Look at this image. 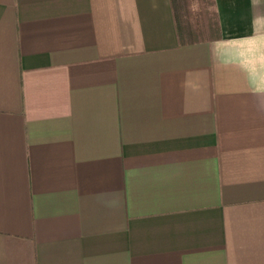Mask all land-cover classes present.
I'll return each instance as SVG.
<instances>
[{
	"label": "crops",
	"instance_id": "0c3cea01",
	"mask_svg": "<svg viewBox=\"0 0 264 264\" xmlns=\"http://www.w3.org/2000/svg\"><path fill=\"white\" fill-rule=\"evenodd\" d=\"M0 264H264V0H0Z\"/></svg>",
	"mask_w": 264,
	"mask_h": 264
}]
</instances>
